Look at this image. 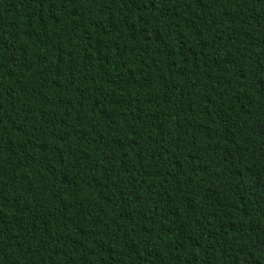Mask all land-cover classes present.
<instances>
[{"label": "trees", "instance_id": "obj_1", "mask_svg": "<svg viewBox=\"0 0 264 264\" xmlns=\"http://www.w3.org/2000/svg\"><path fill=\"white\" fill-rule=\"evenodd\" d=\"M0 264H264V0H0Z\"/></svg>", "mask_w": 264, "mask_h": 264}]
</instances>
